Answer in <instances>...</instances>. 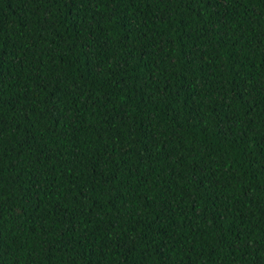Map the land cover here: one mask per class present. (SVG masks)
Segmentation results:
<instances>
[{
	"label": "trees",
	"instance_id": "1",
	"mask_svg": "<svg viewBox=\"0 0 264 264\" xmlns=\"http://www.w3.org/2000/svg\"><path fill=\"white\" fill-rule=\"evenodd\" d=\"M0 264H264V0H0Z\"/></svg>",
	"mask_w": 264,
	"mask_h": 264
},
{
	"label": "snow or ice",
	"instance_id": "2",
	"mask_svg": "<svg viewBox=\"0 0 264 264\" xmlns=\"http://www.w3.org/2000/svg\"><path fill=\"white\" fill-rule=\"evenodd\" d=\"M209 2H210V0H209Z\"/></svg>",
	"mask_w": 264,
	"mask_h": 264
}]
</instances>
